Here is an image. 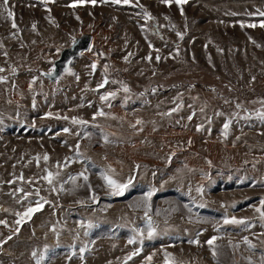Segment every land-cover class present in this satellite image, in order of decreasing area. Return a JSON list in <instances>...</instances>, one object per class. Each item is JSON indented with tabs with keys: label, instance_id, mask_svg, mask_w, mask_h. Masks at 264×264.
I'll return each instance as SVG.
<instances>
[{
	"label": "rangeland",
	"instance_id": "obj_1",
	"mask_svg": "<svg viewBox=\"0 0 264 264\" xmlns=\"http://www.w3.org/2000/svg\"><path fill=\"white\" fill-rule=\"evenodd\" d=\"M261 13L264 0H0V264H264Z\"/></svg>",
	"mask_w": 264,
	"mask_h": 264
},
{
	"label": "snow or ice",
	"instance_id": "obj_2",
	"mask_svg": "<svg viewBox=\"0 0 264 264\" xmlns=\"http://www.w3.org/2000/svg\"><path fill=\"white\" fill-rule=\"evenodd\" d=\"M92 2L95 3V0H92ZM114 2H117L118 3V2H120V0H114ZM128 2H129V0H124V3H128ZM163 2L170 4L172 2V0H163ZM175 2L178 3V4L179 3H186L187 0H175ZM5 3H7V0H5ZM181 11H183V10L181 9ZM8 14H9V16H12V13L11 12H9ZM261 15H264V13H261ZM146 16H147V18L151 19L150 14H146ZM13 26L15 27V24H13ZM249 26H254V25H249ZM177 35L181 36V38H182V34L181 33H177ZM74 42H75V39H74ZM157 59H159V57H157ZM92 67L95 68V65H92ZM54 71L55 70L53 69V72ZM69 71H71V70L69 69ZM48 74L50 75L52 73H48ZM101 87H103V85H101ZM127 90L128 89L125 88V91H127ZM109 95L114 96L115 93H110ZM107 98H108L107 96L102 97V99H105V100ZM49 115H51V114H49ZM99 115H104V113L103 112H100ZM261 117L264 118V113H261ZM73 123H85V122L84 121H77V120L74 119L73 120ZM138 123H139V121H138ZM224 127H225V129H227L229 127V125L228 124H225ZM45 159L47 160L48 157L45 156ZM80 175L83 176V178L87 181V179H88L87 176H84L83 173H81ZM53 178H54V174L52 172H48L47 176L45 177V179H47V181H48L49 184H52L53 183ZM102 178L107 182V184L109 185V187L113 189V194H115V195H121L123 193V191L128 187V184H120V183H118L117 181H115L114 179H112L111 177H109L107 175H103ZM72 179H73V182H75V179L76 178L73 177ZM130 183H131V181H129V184ZM154 191L155 190L149 191L146 194V197L144 198V203H147L151 199ZM37 203H39V202H37ZM261 205L264 206V200L261 201ZM38 210H39V208H35V209L34 208H29L27 210V212L25 213V215L30 216L34 211H38ZM257 211H260V209H257ZM261 216L264 217V211L261 212ZM225 223L245 224L246 221L245 220H237L235 218H232L231 220H229V219L226 218L225 219ZM89 227H92V225L89 224ZM148 227L150 229V231L148 232V236H149V238H151L153 236V234H154V229L152 228L151 222H149ZM215 239H216V237H213L212 240H209L208 241L209 245H212V243H213V241ZM196 242L198 243V241H196ZM245 242H248L247 241V238H245ZM129 243H135V238L130 239L129 240ZM248 243H250V242H248ZM250 246L254 247V245H250ZM81 251H84V249H81ZM45 253H47V248L45 249ZM213 254L215 255V252ZM33 255H35V253H33ZM42 259H43V257H42Z\"/></svg>",
	"mask_w": 264,
	"mask_h": 264
},
{
	"label": "water",
	"instance_id": "obj_3",
	"mask_svg": "<svg viewBox=\"0 0 264 264\" xmlns=\"http://www.w3.org/2000/svg\"><path fill=\"white\" fill-rule=\"evenodd\" d=\"M92 40V35L85 34L79 37L70 47L65 48L61 57L55 63V71L48 77L52 80L58 79L70 67L74 58L83 51L90 49Z\"/></svg>",
	"mask_w": 264,
	"mask_h": 264
}]
</instances>
